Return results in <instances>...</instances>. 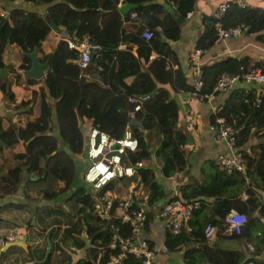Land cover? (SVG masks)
Returning <instances> with one entry per match:
<instances>
[{"label": "trees", "instance_id": "trees-1", "mask_svg": "<svg viewBox=\"0 0 264 264\" xmlns=\"http://www.w3.org/2000/svg\"><path fill=\"white\" fill-rule=\"evenodd\" d=\"M31 1L37 4L47 3L45 13L15 11L13 24H9L7 18L0 14V90L14 100V92L7 89L5 84L7 73L17 72L13 64H6L3 60V51L7 43L15 44L21 51H31L36 46L38 59L47 60L51 69L44 77L42 76L45 84L40 86L39 90L33 89L31 96L21 99L17 105V107L28 105L38 95L40 107L37 116L27 117L23 125L8 119L4 126L2 123L4 118L0 115V153L6 150L7 153L21 160L13 169L0 174V192L15 190L24 178V172L26 173L24 186L28 189L25 192L32 191L29 188L31 182H37L49 176L50 179L62 180L64 186L69 187L77 176V164L73 156L77 160H82L83 157L85 160L87 141L81 121L83 123L86 121L89 126L95 125L112 136H121L126 124L130 122L129 112L133 108L128 96L143 97L147 94V99H142L141 108L135 112V118L142 120L143 128L136 124L130 126L133 134L138 138V148L129 156L133 161L137 159L143 161V166L138 169V172L144 192L138 193V200H143L146 194L151 203L164 197L165 191L155 179L153 170L148 164L151 156L155 155L161 172L165 176L181 169L186 163V158L182 150L185 134L177 125L178 106L174 99L167 97V89L162 84L171 83L175 87L188 89L191 92L193 90V86L186 81L183 72L178 68L173 70L167 67L169 60L173 62L174 57L167 39L179 38L181 23L187 12L193 9L195 0H166L170 6H165L157 0H123L136 3L133 10L137 18L144 20L143 26L131 33H125L123 29L124 16L118 12L117 7L119 0ZM228 4L220 17H215L213 13L204 16L205 26L196 41V48L203 50L213 45L218 37L219 27L227 29L238 25L243 31L257 32V39L264 41V9L254 10L249 5H241L236 1ZM45 15L56 25L64 28L69 33V38L81 39L87 36L89 40L100 45L99 54H93L87 68V70L90 69L92 65L97 67L100 81L89 79L87 76L78 77L79 68L74 62L78 50L69 46L65 38L56 41L50 34L51 26ZM128 15L129 13L125 16ZM145 27L153 32L149 39L141 35ZM130 38L137 43V54L128 49L117 51L119 43ZM116 54L122 56L121 62L116 60ZM151 54H154L152 58H150ZM249 63L264 69L263 60L251 62L246 57L237 58L236 56H227L201 64L200 91L210 93L222 73H235L240 66H243L245 70ZM142 64H146L143 71L140 69ZM29 66L30 59L24 55L18 68L25 69ZM130 75L132 79L127 81L126 78ZM19 76L16 74V81ZM27 80L32 82L33 79ZM241 80L244 79L241 78ZM47 96L50 98L48 99ZM217 106L218 110L211 115L212 123L216 116L221 115L226 123L236 129L235 145L241 149L243 162L246 164L244 171L232 170L227 173L221 169L225 176L219 175V177L234 192L242 186L249 194L255 192V188L249 182L252 176H258L254 186L264 185V86L231 88L225 100ZM26 111L31 112L32 108L29 107ZM54 126L57 127L61 141L52 133ZM251 136H255L257 141L249 148H245ZM19 140H22L25 146L21 152L14 150L15 143ZM157 141L158 144L154 147ZM151 147H154L153 151ZM251 161L254 162L253 166H249ZM214 164L217 166L215 162ZM30 172L37 177L32 178ZM124 179L134 180L135 178L123 177L120 180ZM225 184H223L224 187ZM105 188L106 186L99 192H103ZM186 189H190L189 192L200 190L210 192L203 185L199 187L184 185L182 186L183 196ZM34 191L38 192L42 198H52L59 189L49 190L37 185L34 186ZM70 196L75 198V203H80L74 212L77 218L71 225L73 229L67 235L59 233V226L69 229V224L63 227L60 223L59 226L47 232L51 245L50 259L56 251L54 257L57 260L51 264H94L97 247L101 243L108 242L111 232L109 221L94 214L91 194L84 185L75 186ZM197 199L200 200V206L193 212L204 204L203 198ZM232 200L239 201L236 198ZM218 204L220 202L214 205ZM259 204L260 201L256 200L249 207L247 217L249 215L250 219L248 218L247 222L255 219L256 216L252 213ZM227 209L221 211L219 220L221 224ZM258 213L260 215L264 213L263 205L259 207ZM80 219L84 221L83 238L76 236L75 232L78 230ZM149 219L150 212L145 228L149 224ZM191 220L189 218L190 225ZM110 221L114 222L115 230L120 228L123 235L131 234L128 222L119 218ZM208 222L216 223L214 219ZM167 229L169 235H179ZM68 237L78 239V246L85 244V237L86 242L89 239L87 256L72 263L70 252L62 245V242L67 243ZM261 243V240L257 242L258 245ZM45 252L46 248L38 249L36 253L29 249L27 259H42ZM249 259L253 264H264L261 259ZM239 260V258H227L214 264H238ZM122 263L141 264V257L127 254Z\"/></svg>", "mask_w": 264, "mask_h": 264}, {"label": "crops", "instance_id": "crops-1", "mask_svg": "<svg viewBox=\"0 0 264 264\" xmlns=\"http://www.w3.org/2000/svg\"><path fill=\"white\" fill-rule=\"evenodd\" d=\"M223 1L228 3L236 1L241 5H249L254 10L259 8L264 9V0H195L193 9L189 11L191 14H187L181 23L179 38L175 40L167 39L174 56L172 59L173 62L168 59V63L174 64L176 68L183 72L187 82L190 81L193 71V64L190 59L191 51L195 48L196 41L204 29V16L212 13ZM121 2L124 1L119 0L117 7ZM168 4L170 6V3ZM47 6V3L37 4L31 0H0V14H3L7 18L9 24H13L15 11L21 10L24 12L44 14ZM134 7L132 6L129 9L127 12L129 15L127 17L125 16L127 13L123 14L118 11L124 16L123 29L125 33L134 32L144 24L143 18H137L136 12L133 10ZM50 34L55 37L56 41L62 38L61 34L52 28ZM256 34L257 32L242 30L239 34L218 36L213 45L202 50L200 58L201 64H207L227 56H236L237 58L246 57L251 62L257 60L264 61V41L258 40ZM125 49L137 54V43L130 38L125 42L119 43L117 46V51ZM24 55V51H21L15 44L7 43L3 51V60L6 64L14 65L12 61L21 62ZM153 56L154 54H151L150 58ZM115 58L118 62L122 61V56L119 54H116ZM14 66L16 67V65ZM96 68L92 65L88 69L87 77L100 81L101 78ZM145 68L146 64L140 66L142 71ZM15 69L17 72L10 71L11 73L8 72L5 77L6 88L14 92V100H11L7 94H4L0 90V115L4 118L2 121L4 126L7 124L8 119L17 122L19 125H23L27 117H35L39 114L40 101L38 95L28 105L21 107H17V105L21 99L29 98L33 89L39 90V87L45 84L43 78L45 75L40 78H32L33 80L30 82L27 80L29 78H25L23 74L24 69L18 67ZM18 69H21V71H18ZM16 74L20 75L18 81H16ZM131 79L132 75L126 78L127 81ZM258 85V83L244 79L239 80L233 88L237 86L246 88L258 87ZM162 86L167 89V97L174 99L178 106L177 125L181 127V131L185 134L182 150L186 158V163L181 169L165 176L161 172L155 155H152L148 162L150 168L153 170L155 179L165 191L164 197L153 203L149 202L148 194L144 197L148 214L150 212V219L147 228L144 227L142 230V235L153 248V264H214V262L227 258H239L238 264H241L247 258L248 260H251L249 258L261 259L264 262V213L262 215L258 213L259 207L261 205L264 207V185L254 186L258 176H252V180L249 182L255 188V192H251L250 194L245 192L244 186L237 188V191L234 192L233 189L226 186L227 184L223 183L219 175H225L214 164V159L220 152L232 150L226 142L217 138L211 129V105L213 103L216 105L221 104L227 97L228 91L218 92L213 98V101H206L200 100L191 90L175 87L171 83H164ZM146 95H144L145 98L143 99H147ZM47 98L49 99L50 97L47 96ZM29 107L32 108L31 112L26 111ZM81 125L84 127L83 130L86 134L89 124L85 121ZM52 133L61 141L56 126H54ZM256 141V138L252 139L250 137L245 148H249ZM155 143L154 147L157 146L158 141ZM154 147H151V151L154 150ZM24 148L25 146L22 140L15 143V151L21 152ZM73 159L77 160L75 156H73ZM20 161L19 158L13 157L6 150L0 153V174L9 169H13ZM79 161L81 162V160ZM85 165L86 161L83 166L81 165L80 169L77 167V176L69 187H65L62 180L50 179L49 176L43 180L31 182L29 188L32 191L25 192L28 189L27 186H24L26 180V173L24 172V178L15 190L12 192H0V264H35V261L38 260L27 259L28 251L31 249V251L34 250L36 253L38 249L42 250L46 248L47 250L48 231L59 226L60 223L69 224V229H63L59 226V233L61 235H67L73 229L71 225L77 218L76 215L74 216V212L80 203H75V198L70 195L73 194L75 186L84 185L83 172ZM253 165L254 162L251 161L249 166ZM30 175L32 178L37 177L32 172H30ZM60 181L62 186L59 185ZM130 181L132 180H117L113 182V185H115L117 190V182H121L122 186L119 187V190L125 192V190L128 191L130 189ZM223 184H225V187ZM37 185H41L49 190L56 188L59 189V192H56L52 198H42L38 192L34 191V186ZM184 185L196 187L203 185L210 192L205 190L189 192L190 189H186L185 195L183 196L182 186ZM84 186L90 192L93 203V192L86 185ZM142 187L139 176L135 189L137 192H144ZM65 189L68 192H64ZM175 197L184 201H187V199L191 201L192 199L203 198L204 202L199 209L190 215L192 219V231L182 229L179 235L177 234L178 236L169 235L165 221L158 217V211L161 205L165 201ZM235 198L239 199V201L235 202L232 200ZM69 199L72 201L70 204L68 203ZM256 200L260 201V204L254 208V212L252 213L256 217L254 220L247 222L242 234L223 233V223L221 224L219 221L221 211L228 208L222 221L227 213L233 210L247 214L249 207ZM219 202L220 204L214 205ZM94 214L98 216L96 210ZM210 219H214L216 222L214 223L215 234L207 237L204 235L203 230ZM79 223L78 230H75L76 236L83 238L84 221L80 219ZM17 238L24 239L26 243L25 247L19 244L6 245L7 241H12ZM260 240L262 243L258 245L257 242L259 243ZM86 241L87 238L85 237V244L78 246V239L68 237L67 244H72L71 249L73 250L71 254L69 253L72 263L81 257L87 256L89 240L88 242ZM248 244H251L252 247H248ZM55 252H53V257L50 259L52 263H55L57 260L54 257Z\"/></svg>", "mask_w": 264, "mask_h": 264}, {"label": "built area", "instance_id": "built-area-1", "mask_svg": "<svg viewBox=\"0 0 264 264\" xmlns=\"http://www.w3.org/2000/svg\"><path fill=\"white\" fill-rule=\"evenodd\" d=\"M228 5V2H221L212 12L213 15L220 17ZM187 14L190 15L191 12L188 11ZM241 32L242 29L239 25L227 29L219 27L218 36H230ZM141 35L149 39L153 32L149 28H144ZM66 40L69 46L78 50V54L74 58V62L79 68L78 77L86 76V69L92 60L93 54H99L100 45L89 40L87 36H83L81 39L67 37ZM201 52L202 49L196 47L191 51L190 59L193 64V71L189 81L193 86L192 93L200 100L213 101L218 92L229 91L241 78L258 83V86H264V69L249 63L245 70L243 66H240V69L235 73H222L210 93L201 92ZM167 67H171L173 70L176 69V66L172 63H168ZM143 98L144 96H128V100L133 104V108L129 112L131 119L135 118V112L141 108ZM217 110L218 106L213 103L211 105L212 113ZM130 126V122L126 124L121 136H112L95 125L88 126L85 134L87 144L85 147L86 165L83 172V181L94 194L93 209L102 219L110 221V219L119 218L124 222H128L131 227V234L123 235L120 228L115 230L114 222L110 221L109 228L111 232L108 242L99 244L94 264H123L122 260L127 254L141 257V264H153V248L142 235V230L148 219L146 200H138L137 195L139 192L135 189L140 176L138 169L143 166V161L140 159L133 161L129 156L131 152L138 148V138L133 134ZM211 129L217 138L223 140L232 148L231 151L220 152L215 157L214 161L217 166L227 173L232 170L244 171L243 153L235 145L236 129L226 123L221 115L215 117L214 122L211 123ZM123 177L135 179L130 181V189L122 193L116 191L113 182L121 181L120 179ZM105 186V190L99 192ZM120 186H122L121 182H117V188ZM118 193L120 194L118 195ZM199 206L200 200L198 199L184 201L175 197L161 205L158 217L165 221L166 227L172 233H179L182 229L190 231L192 229L189 224L190 215ZM247 220L246 213L237 210L230 211L223 220V233L240 234ZM64 226L67 227L68 224L65 223ZM203 232L207 237L213 236L215 234L214 223L207 222ZM248 247H252L251 244H248ZM241 264L253 263L247 259Z\"/></svg>", "mask_w": 264, "mask_h": 264}, {"label": "water", "instance_id": "water-1", "mask_svg": "<svg viewBox=\"0 0 264 264\" xmlns=\"http://www.w3.org/2000/svg\"><path fill=\"white\" fill-rule=\"evenodd\" d=\"M157 1L163 3L165 6H169V4L165 0H157ZM132 6H136V3L129 2V1H124V2H121L118 5V9H119V11L121 13L125 14V13H127L129 11V9ZM45 18L48 20L51 28L54 31L59 32L61 34L62 38H66V37L69 36V33L65 29H63L60 26L56 25L53 21H51L49 19V17L47 15H45ZM37 52H38V49H37L36 46L31 51H24V54L26 56H28L29 59H30V66L23 70V74H24L25 78H40L44 74H46L47 72L50 71L49 62L47 60L40 61L38 59ZM144 95H146V94H144ZM82 123L83 122L81 121V124ZM130 124H136V125H139V126H141L143 128L142 120H136V118H132L130 120ZM7 244H19V245H23L24 247L26 245V243H25L23 238H17V239L12 240V241H7L6 245ZM50 252H51V245H50L48 237H47L46 254H45L43 259L35 261V264H51V262H50Z\"/></svg>", "mask_w": 264, "mask_h": 264}, {"label": "rangeland", "instance_id": "rangeland-1", "mask_svg": "<svg viewBox=\"0 0 264 264\" xmlns=\"http://www.w3.org/2000/svg\"><path fill=\"white\" fill-rule=\"evenodd\" d=\"M12 63H14V65H16V67H18V64L20 63V62H14V61H12ZM18 71H21V69H18ZM10 72V71H9ZM88 72V70L86 69V73ZM11 73V72H10ZM13 73V72H12ZM87 76V75H86ZM252 137V139H254V138H256L255 136H251ZM254 137V138H253ZM256 140H257V138H256ZM84 160V157L82 158V160H81V162L79 161V160H76V164H77V167H78V169H80L81 168V165L83 166L84 164H85V161H84V163H82V161ZM82 163V164H81ZM53 184H55V183H53ZM62 183H61V181L59 182V185L60 186H62L61 185ZM83 184L84 185H86V183H84L83 182ZM87 186V185H86ZM88 189H89V187H88ZM116 191H119V192H124V191H120L119 190V188H117V190ZM64 192H68V190H64ZM72 201L69 199L68 200V203L70 204ZM62 245L64 246V248L66 249V250H68L69 252H70V254L73 252V250L71 249V246H72V244L70 245V244H67V243H63L62 242Z\"/></svg>", "mask_w": 264, "mask_h": 264}, {"label": "clouds", "instance_id": "clouds-1", "mask_svg": "<svg viewBox=\"0 0 264 264\" xmlns=\"http://www.w3.org/2000/svg\"><path fill=\"white\" fill-rule=\"evenodd\" d=\"M66 38H67V37H66ZM66 38H65V39H66ZM44 75H45V74H44ZM121 185H122V183H121ZM64 224H65V223H64ZM64 224H62L63 227H65ZM67 224H68V223H67ZM88 240H89V239H88ZM97 250H98V247H97ZM96 255H97V254H96Z\"/></svg>", "mask_w": 264, "mask_h": 264}]
</instances>
